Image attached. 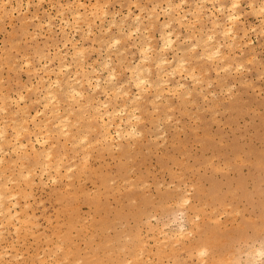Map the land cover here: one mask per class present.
I'll return each instance as SVG.
<instances>
[{"label":"rangeland","instance_id":"obj_1","mask_svg":"<svg viewBox=\"0 0 264 264\" xmlns=\"http://www.w3.org/2000/svg\"><path fill=\"white\" fill-rule=\"evenodd\" d=\"M76 1L12 0L9 2L10 5L6 4L7 6L5 5L2 8L3 4L0 0V109L4 107L0 110V121L3 122H0V129L4 127L7 132V142H2L8 152L4 154L5 167L9 165L13 167L12 178L18 184L24 182L19 172L21 170L26 171L27 167H31L30 169L34 167L33 171H35L32 174L37 182L33 185V197L27 200L24 197H19V201L21 207L30 205L34 208L40 224V233L33 227L29 229V226L28 232L25 231L24 226L16 235L13 227L12 230L9 229L10 235L5 231L3 239L0 240V252L9 254H5L0 259V264H38L41 260H44L45 264H125L126 260H129L128 264H156L162 254V263L165 262L164 264H212L213 262V264H264V12L261 14L256 10L258 6H264V0H237L238 5H240L234 9V12H232V8V10L230 9V5L235 0H209L202 11H192L194 6L196 8L199 5V0H186V4H182L183 1L181 0H170L174 6L178 4L176 2H181L183 10L180 9V11H182V15H185L182 25H179L175 20L178 17L176 11L167 10V5L164 2H169V0H78L79 5L75 7ZM27 2H29V5ZM81 2L83 7L80 6ZM17 3L19 5H16ZM101 6L103 10L108 8V14L105 18L101 17L99 12ZM154 6L158 8L155 9ZM220 6H223L224 9ZM149 8H152V10L154 8V13ZM89 10L94 11L92 16H90L91 12ZM255 10L259 15L256 14ZM59 11L64 12V14L61 15ZM77 11L80 14L83 12L81 14L83 20L76 19L77 24H80V26L74 25L76 22H73ZM139 12H142V16L139 15V32L143 29L145 32L144 30L142 33L128 32L130 35L128 37L126 34L128 28V31L132 27L137 29L138 23L135 22L134 16ZM234 13L238 14L236 15L238 18L236 19L234 16L235 19H233L234 24H236L234 25L236 37L232 38L231 35H222L223 31L221 30L224 29L222 27L224 25L228 28L227 26L231 21L229 22L226 18ZM110 14H115V16ZM148 14L150 18L147 17ZM170 14H172L173 20L170 23V28H166L161 22L166 24L167 19L169 21ZM227 14L230 15L227 16ZM36 15H38L37 18L34 17ZM49 15L53 25L51 29L46 24L38 25L39 17L41 21H44ZM100 18L103 19L99 22ZM108 19L110 24L107 22ZM88 20H91L89 24L87 23ZM215 20L218 22L217 26L214 24ZM101 21L103 22L101 23ZM111 21L115 24L112 25ZM116 22H118L117 25ZM131 23L132 26L130 27ZM151 23L150 27L149 24ZM118 24L123 27L124 31H121L122 27ZM89 25L91 28H89ZM67 26H70V29ZM195 26L196 30L194 32L193 28ZM107 28L108 30H106ZM117 28H120V30ZM167 29L168 31L173 30L172 36H175V41L173 46L166 48L165 51L160 49L162 47L160 34L162 36V33L167 32ZM243 33H246L244 37ZM64 36H70L71 42L75 43L76 46L78 45L79 49L84 48L81 50L85 51V54L83 53L86 62L84 66L89 71H85V73H88L87 75L93 79L100 76L101 84H104H102V87L94 90L92 86L96 84L97 80L91 79L93 84L89 86L86 83L87 81L83 79L82 70L77 67L81 60L80 56L78 55V57V53L76 54L75 51L72 52V46H63ZM111 36H113V39L114 37L122 39L124 36V39L119 43L121 45H110L109 43L113 44L110 40L112 39ZM151 36L152 38H150ZM205 36L208 40L214 37V40L218 43L215 41L209 43L210 40L207 41ZM102 37L105 41L108 38V41L101 42L104 41ZM140 37L143 40L140 41ZM138 41L139 43L135 44ZM228 42L233 44H231L230 49V46L227 47ZM146 43L153 44L154 48L149 54L152 60L145 63L138 59L142 57V54L138 52H140V46H144ZM219 43H221V57L224 58L212 57L211 59L209 57L208 59V56L202 50L207 49L205 46L208 45V48H212V52H214ZM237 43L239 44L237 45ZM107 44L111 48L107 47ZM191 45L193 48L196 45L195 49H192ZM115 47L122 52L115 51ZM179 48H181V51L186 49L189 52L184 50L181 53V51H178ZM56 49L62 51V54H65L62 56H65L67 62L71 64V75L74 77L72 73L78 71L77 76L82 77L81 80H84L81 90L86 98L78 99L76 97L78 100H70L63 95L64 91L62 90L57 92L60 100L58 102L59 106L55 103L50 107H45V104L43 106L45 95L42 94H45L43 93L45 91L44 86L47 84L46 79L48 78L42 68L45 62L49 61V64L52 65L51 68L57 69L58 60L54 56L58 52ZM157 49H160V51H157ZM223 53L224 56H222ZM71 55H75V57ZM159 55H164L166 59L168 58V61H171L170 65V62H168L165 69L160 70V74L165 72L166 76L164 73L163 76L161 74V77L160 74H157L159 69L154 65L153 58L155 56V59H157ZM105 56H110V60H108L109 58L106 59ZM253 56L256 58H253ZM41 57L44 59L40 60ZM177 58L185 61V68L179 67L183 73L180 72L179 68V71L174 70L176 69L174 65H177L174 64L175 61H179ZM105 59L110 62L111 66H108V68L112 67L115 72V79L113 78V80L109 79L111 69H108L106 64L105 67L102 65V62L106 61ZM137 59L139 63H137ZM25 60L30 62V67L26 65ZM75 62L77 64H74ZM88 63L90 64L88 65ZM134 64L150 65V73L143 72V75L151 81V85L146 84V87L145 85L142 87V91L145 90L144 93L142 91L140 93L138 88L133 85L134 82L130 81L132 79L129 75L131 74L130 69L133 68ZM190 66L194 68V71H190L193 69ZM222 67L225 69L222 70ZM236 67L237 69L234 70ZM93 69L96 71L94 72ZM107 70L110 73H107ZM186 72H188L189 77ZM116 74L119 77H116ZM190 75L193 78H190ZM106 77L108 79H104ZM199 80L201 82L198 83ZM163 81L168 82L170 86L162 87ZM121 83L124 84L120 86ZM157 83H160L158 90L154 86L158 85ZM112 84L120 88V90H117L120 93L123 90L127 93L129 90L128 94L121 93V96H116L117 91H111L116 89ZM176 85L177 87H175ZM105 88L107 90H104ZM55 89L58 90L56 87ZM154 90H156L155 93ZM2 93L5 96H2ZM21 94L24 96L27 105L17 100ZM139 94H141V98L140 101L138 100L137 105L136 102L132 103L131 100L128 103L129 98L132 99V96ZM127 95L128 97H125ZM86 99L91 100V102L87 104ZM150 100L153 102L150 103ZM157 102L160 103L156 104ZM18 103L21 104L23 109L27 107L28 109L25 111H29L31 115L34 114L35 116L38 113L36 123L47 122L49 117L50 123L44 122L47 127L44 129L41 126L43 135L39 133L40 129L36 130L34 128L31 121L28 122V128L22 131L26 127V123L24 121L23 124V109ZM96 103L97 106L103 103L98 113L102 114L106 110H116V123H119L120 120L125 122L131 114L133 118H139L134 121L131 117V123L136 124L137 122V128L141 131V134H139L141 139L138 138L139 135H136L135 138L126 135L119 137L116 126L113 124V128L109 127L107 130V133L113 136L110 138L108 135L106 142L103 139L106 136V131L105 133L103 131L105 127L100 120V114L96 112L97 115L93 117L98 108ZM123 104L126 108L123 107L122 110ZM133 106H136L137 109ZM75 107L78 108L75 109ZM95 107L97 108L95 109ZM132 107L135 110H133L134 112L131 111ZM53 108L57 110L50 116L49 112ZM155 109L157 111L154 112ZM57 114L69 117L68 123L66 122L70 130L69 135L61 134L56 128L58 125H56L55 120L59 117ZM119 114L120 120L118 118ZM80 117L83 118V121ZM89 118H91L90 122H88ZM107 119L105 118L106 122H108ZM71 120L75 123L70 126ZM18 121L22 123V126H20L22 136L20 135L19 140L21 139L25 145L28 144L27 153L25 149H21L24 152L19 149L16 152L13 149L15 135L19 131L14 130L17 125L19 129L20 124ZM44 123L41 125H44ZM48 131L50 135L46 133ZM36 135H40L38 136L40 139L45 136L46 138H43L48 141L43 145L37 144ZM80 136L82 140L86 136L87 141H82ZM26 141H30V143ZM65 143L66 145H64ZM86 143L90 145L87 146ZM112 145L116 148V152L114 147L111 148ZM32 146H34V150L31 148ZM49 147L53 153L51 158L53 160L49 172H46V175H41V167L37 163L39 160L42 163H47L48 160L45 159V154L47 153L46 149ZM11 149H13V152ZM22 162L25 164L21 167ZM59 162L61 164V175L56 174L55 171ZM10 173L7 171L6 176H9ZM52 176L58 177L56 183L51 180ZM39 178H42L41 183ZM130 185L134 187L131 188ZM182 195L189 198L190 202L183 207L176 206L175 201ZM168 202L173 203L169 204ZM159 209L161 210L159 211ZM212 209L216 210L212 211ZM181 210L183 214L179 212ZM77 217L79 220L76 219ZM114 220L116 221L114 222ZM18 224L20 223L15 221V225L18 226ZM85 225L89 227L84 228ZM181 227V231L186 229V233H184L183 242L176 246L179 247L178 256L173 259L170 254L171 247L168 249V245H170L171 240L175 239L174 235L181 232ZM59 231L63 234L60 235ZM171 235L172 239L169 242L166 241L167 239L166 242L163 241L165 237L169 238ZM140 237L142 238L140 239ZM85 238L86 240H84ZM63 239L64 241H62ZM58 240L61 242H57ZM125 240L128 242L125 243ZM157 240L163 242L160 243ZM137 246L141 250L137 249ZM258 247L262 249V253L249 258L248 253H252ZM135 249L137 250L135 251ZM151 249L152 252L149 251ZM198 249H201V251H198ZM135 253L141 254L140 257L144 259L148 258V261L145 260L144 262L141 259L142 263H137L132 259ZM53 254L58 258L56 259ZM164 258H168V260L166 261Z\"/></svg>","mask_w":264,"mask_h":264},{"label":"bare ground","instance_id":"obj_2","mask_svg":"<svg viewBox=\"0 0 264 264\" xmlns=\"http://www.w3.org/2000/svg\"><path fill=\"white\" fill-rule=\"evenodd\" d=\"M12 0H1V4H3L2 5V8L7 4H9L10 5V3L9 2H11ZM23 1V0H22ZM80 1V0H79ZM97 1V0H96ZM136 1V0H135ZM181 1H183L182 2V4H186L187 3V1L186 0H181ZM196 1V0H195ZM207 1H209V0H199V5H197L196 6V8H195V6H194V8L192 9V11L194 10H196V11H202V9H204L205 7H206V3H207ZM211 1V0H210ZM215 1V0H214ZM218 1V0H217ZM15 2H17V1H15ZM26 2V1H25ZM83 2V1H82ZM82 2L80 3V6L82 5ZM164 2V1H163ZM21 3V2H20ZM39 3V2H38ZM75 3V2H74ZM76 3H78V4H76ZM76 3H75V7L77 6V5H79V2H78V0L76 1ZM134 3H136V2H134ZM133 3V4H134ZM164 3H166V7H167V10H170L171 12H174V11H176V16L178 15V17L175 19V20H177V22H178V24L179 25H182L183 23H182V21H183V19L185 18V15H182L183 13H182V11H180V9L181 10H183V8L181 7V2H176V3H178V4H176V3H174V4H176L175 6L174 5H172L171 4V2H170V0H169V2H164ZM167 3H169V4H167ZM180 3V4H179ZM232 4L230 5L231 7H230V9L232 10V12H234V9L235 8H237V6H239L238 5V1L237 0H235L234 2H231ZM22 4V3H21ZM27 4L29 5V2H27ZM95 4H97L96 2H95ZM132 4V5H133ZM252 4V3H251ZM6 5V6H7ZM16 5H19V3H17ZM69 5V4H68ZM84 5H85V3H84ZM93 5V4H92ZM118 5H120V4H118ZM130 5V4H129ZM195 5H196V3H195ZM260 5V4H259ZM97 6H98V4H97ZM134 6H136V5H134ZM81 7H83V6H81ZM220 7H222L223 8V6H220ZM252 7V6H251ZM255 7V6H254ZM253 7V9H255ZM103 8H105V7H103ZM107 8V7H106ZM154 8L156 9V8H158L157 6L155 7L154 6ZM154 8H153V10H154ZM6 9V8H5ZM4 9V10H5ZM94 9V8H93ZM108 9V8H107ZM107 9L105 10H103L102 9V6H101V11H99L100 13H101V17H103V18H105L106 16H107ZM141 9V8H140ZM139 9V10H140ZM149 9H151L150 11H153L152 10V8H149ZM224 9V8H223ZM91 10V9H90ZM89 10V11H90ZM142 10H143V7H142ZM256 10H258V12H260L261 14L264 12V6L262 5H260V6H258V9H256ZM255 10V12H256V14L257 15H259V13L257 12ZM3 11V10H2ZM21 11V10H20ZM88 11V10H87ZM130 11V10H129ZM129 11H127V12H129ZM149 11V10H148ZM164 11V10H163ZM162 11V12H163ZM186 11H187V9H186ZM220 11H221V9H220ZM252 11V10H251ZM60 12V11H59ZM91 12V11H90ZM92 12H94V11H92ZM92 12H91V15L90 16H92ZM126 12V13H127ZM131 12V11H130ZM223 12V11H222ZM231 12V13H232ZM1 13V12H0ZM83 13V12H82ZM81 13V14H82ZM153 13H154V11H153ZM152 13V14H153ZM168 13H170L169 11H168ZM37 14V13H36ZM57 14H58V12H57ZM60 14L62 15V14H64V12L63 13H61L60 12ZM80 14V12L79 11H77L76 12V14H75V16H74V19H75V21H73V22H76V23H74V25L75 24H77V20L78 19H82L83 17H82V15ZM142 14V12L140 13L139 12V14H135V22H137L138 24H137V29H136V27H132V29H135V30H130V31H128L129 30V28L127 29V35H128V37H130V35L128 34V32H130V33H132L133 31L134 32H139V30H140V28H138L139 27V23H140V16L139 15H141ZM150 14H151V12H150ZM165 14H167L166 12H165ZM260 14V15H261ZM74 15V14H73ZM88 15V14H87ZM86 15V16H87ZM110 15H114L115 16V14H110ZM117 15V14H116ZM128 15H129V13H128ZM137 15V16H136ZM162 15V14H161ZM228 15H230V14H227V16ZM236 15H238V14H236V13H234V14H231V16L229 17L228 16V18H226V19H228L229 20V22H230V24H229V26H227L228 28H226V26L224 27V26H222L223 28V30H221V31H223V33H221L222 35H226V36H228V35H231V36H233L232 38H235L236 37V32H235V28H234V25H236V24H234V21H233V19H235V17H236V19L238 18ZM3 16V15H2ZM37 16L38 15H36V16H34V17H36L37 18ZM56 16V15H55ZM99 16V15H98ZM97 16V18H99ZM126 16H127V14H126ZM142 16V15H141ZM150 15L148 14L147 15V17H149ZM235 16V17H234ZM33 17V18H34ZM48 17V16H47ZM46 17V18H47ZM70 17H72L73 18V16L72 15H70ZM88 17V16H87ZM109 17V16H108ZM133 17V18H134ZM202 17V16H201ZM239 17H241V16H239ZM40 18V17H39ZM38 18V25H40V26H42V24H46L47 25V27H49L50 29H51V27L53 26L52 25V19H51V17H50V15H49V17L46 19V20H44V21H41V19H39ZM97 18H95V19H97ZM103 18H100L99 19V22H100V20L101 19H103ZM110 18H111V16H110ZM115 18V17H114ZM126 18V17H125ZM124 18V19H125ZM132 18V19H133ZM150 18V17H149ZM148 18V19H149ZM2 19V18H1ZM29 19V18H28ZM62 19V18H61ZM73 19V20H74ZM77 19V20H76ZM166 19V18H165ZM195 19V18H194ZM83 20V19H82ZM114 20V19H113ZM123 20V19H122ZM173 19H172V14H170L169 15V21H168V19H167V23L166 24H163V22H161L162 23V25L164 26V27H166V28H170V23H171V21H172ZM197 20V19H196ZM62 21V20H61ZM60 21V22H61ZM91 22V20H88L87 21V23L89 24L90 22ZM115 21V20H114ZM151 21H152V19H151ZM150 21V22H151ZM163 21V20H162ZM165 21V20H164ZM190 21V20H189ZM188 21V22H189ZM214 21V20H213ZM217 20H215V22H214V24H215V26H217L218 25V22H216ZM80 22V21H79ZM86 22V21H85ZM95 22V21H94ZM103 21H101V23H102ZM107 22L110 24V21H109V19L107 20ZM113 21H111V24L113 25V24H115V22L114 23H112ZM123 22H124V20H123ZM122 22V23H123ZM176 22V21H175ZM176 22V23H177ZM66 23H68V21H66ZM65 23V24H66ZM101 23H100V25H101ZM117 23L118 22H116V25H117ZM134 23V22H133ZM186 23H187V21H186ZM190 23V22H189ZM86 24V23H85ZM87 24V25H88ZM108 24V25H109ZM188 24V23H187ZM191 24V23H190ZM193 24V23H192ZM214 24H212L213 26H214ZM220 24V23H219ZM66 25H68V24H66ZM78 26H80V24H77ZM76 25V26H77ZM111 25V26H112ZM119 26H121L120 24H118ZM128 25V24H127ZM134 25V24H133ZM150 25H152V23L151 24H149V26ZM194 25V24H193ZM196 25V24H195ZM44 26V25H43ZM64 26V25H63ZM72 26V25H71ZM110 26V27H111ZM132 26V23H131V25H130V27ZM192 26V25H191ZM62 27V26H61ZM68 27V26H67ZM73 27V26H72ZM87 27V26H86ZM104 27V26H103ZM122 27V26H121ZM129 27V26H128ZM151 27V26H150ZM255 27V26H254ZM69 29H70V26L68 27ZM89 28H91L90 27V25H89ZM161 28H162V26H161ZM187 28V27H186ZM200 28V27H199ZM73 29H74V27H73ZM118 30H120V28H117ZM122 30L121 31H124L123 30V27L121 28ZM147 29V28H146ZM165 29V28H164ZM214 29V28H213ZM253 29V28H252ZM75 30V29H74ZM77 30V29H76ZM106 30H108V28L106 29ZM144 30V29H143ZM143 30H141L140 32L142 33V31ZM194 30H196V26H195V28H193V31ZM200 30V29H199ZM101 31V30H100ZM117 31V30H116ZM121 31H119V32H121ZM149 31V30H148ZM147 31V32H148ZM173 31V30H172ZM172 31H168V29H167V32H163L162 34V36H161V34H160V39H162V40H160V41H162V43H160L161 45H162V47L160 48V49H163V50H165L166 48H170V47H172L173 46V44H174V39H175V36H172ZM192 31V32H193ZM247 30L245 29V32H246ZM50 32V31H49ZM84 32V31H83ZM87 32H90V31H87ZM139 32V33H140ZM144 32H145V30H144ZM195 32V31H194ZM197 32V31H196ZM47 33V32H46ZM64 33V32H63ZM106 33H107V31H106ZM200 33H202L201 31H200ZM61 34V33H60ZM118 34V33H117ZM133 34H135V33H133ZM148 34V33H147ZM194 34V33H193ZM197 34V33H196ZM211 34V33H210ZM210 34H209V36H210ZM244 34H246V33H243V37H244ZM149 35V34H148ZM151 35V34H150ZM177 35H178V33H177ZM212 35V34H211ZM214 35V34H213ZM195 36V35H194ZM209 36H208V38H209ZM215 36V35H214ZM70 37V36H69ZM69 37H67V36H64V40H65V42H64V45L63 46H72V52L73 51H75L76 52V54H77V56L79 55L80 56V61H79V63L77 64L76 62L74 63V64H77V67H79L81 70H82V77H83V79L85 80V81H87L86 83H88V85L89 86H91L93 83L91 82V79H93V78H91L90 76H88L86 73H85V71H88L86 68H85V58H84V54H85V51L83 52V51H81V50H83L81 47V49H79V47H77L76 46V44L75 43H72L71 42V38H69ZM89 37V36H88ZM112 37V39H113V36H111ZM126 37V36H125ZM136 37V36H135ZM134 37V38H135ZM138 37V36H137ZM146 37V39H148L147 38V36H145ZM206 37V36H205ZM205 37H204V39H205ZM73 38V37H72ZM103 38V37H102ZM110 38V37H109ZM150 38H152V36L150 37ZM149 38V40H151ZM71 39V40H70ZM108 39V38H107ZM106 39V41H108ZM112 39H110L111 41H112V43L113 44H111V43H109L110 45H115V46H118L119 45V43H120V41H122L123 39H124V36H123V38L121 39H118V38H115L114 37V41L112 40ZM141 37H140V41H141ZM188 39V38H187ZM190 39V38H189ZM228 39H229V37H228ZM231 39V38H230ZM100 40H101V38H100ZM103 40H104V38H103ZM138 40H139V38H138ZM143 40V39H142ZM148 40V41H149ZM182 40V39H181ZM199 40V39H198ZM203 40V39H202ZM206 40L207 41H209L208 39H207V37H206ZM105 40L104 41H101V42H106ZM183 41V40H182ZM188 41H190V40H188ZM215 40H214V37H211V40L209 41V43L210 42H214ZM218 41V40H217ZM94 42V41H93ZM144 42V41H143ZM150 42V41H149ZM199 42H200V40H199ZM202 42V41H201ZM216 42V41H215ZM231 42H232V40H231ZM52 43V42H51ZM108 43V42H107ZM139 43V41L137 42V43H135V44H138ZM145 43V42H144ZM151 43H152V41H151ZM198 43V42H197ZM204 43H206V41H204ZM216 43H218V42H216ZM240 43V42H239ZM239 43H237V45L239 44ZM19 44V43H18ZM207 44H208V42H207ZM228 44H229V42H228ZM232 43H230L227 47H229V49L231 48V46L233 45H231ZM247 44V43H246ZM245 44V45H246ZM105 45H106V43H105ZM108 45V44H107ZM121 45V44H120ZM119 45V46H120ZM153 44H150V43H146L144 46H140L141 48H140V52H138V53H141L142 54V57L141 56H139V57H141V58H138L140 61H142V62H148V61H151L152 59H151V56L149 55L150 53H151V51H153V46H152ZM160 45V46H161ZM210 45V44H209ZM225 45V44H224ZM227 45V44H226ZM225 45V46H226ZM244 45V44H243ZM46 46H48V45H46ZM192 46V45H191ZM217 48H216V51L214 50V52H212V48L211 49H209L208 48V45L207 46H205V47H207V49H203L202 51L204 52V54H206L207 56H208V59H209V57H211V59H212V57H221V53H222V51H221V43H219V44H217ZM107 47H110L109 45L107 46ZM136 47V46H135ZM195 47H196V45L194 46V48H193V46H192V49H195ZM19 48V47H18ZM111 48V47H110ZM117 47H115V49H116ZM241 48V47H240ZM239 48V49H240ZM17 49V48H16ZM59 49V48H58ZM58 49H56L57 51V53L54 55L55 57H56V59L58 60V67H56L57 69H53V68H51L52 67V65L51 64H49L50 62L49 61H44L45 62V65H43V68H42V70H44V74H46L47 76V78L48 79H46L47 80V84L44 86L45 87V91L43 92V93H45V94H42V95H45L44 97H43V100H45L44 101V103H43V106H44V104H45V107H50V105H53V104H55V103H57L56 105L57 106H59V97H58V95H57V92L58 91H64L63 92V95H65L68 99H70V100H74V99H76V97L78 98V99H85L86 97H85V95H84V93H83V91L81 90V86H82V84H84L83 83V81L84 80H81V78H79L78 76H77V74H78V71H74L72 74H74V77L71 75V72H72V68H71V64H69L68 62H67V59L65 58V56H62L63 54H62V51H59ZM78 49V50H77ZM101 49V48H100ZM105 49H107V48H105ZM109 49V48H108ZM107 49V50H108ZM125 49V48H124ZM124 49H122V50H124ZM160 49L158 50L157 49V51H160ZM172 49V48H171ZM189 50L191 49V47L190 48H188ZM201 49V48H200ZM97 50V49H96ZM110 50V49H109ZM184 50H186V49H183V51ZM189 50L187 51V52H189ZM115 51H118L117 49L115 50ZM166 51V50H165ZM179 52L181 51V48H179V50H178ZM183 51H181V53L183 52ZM75 52H74V54H75ZM105 52H107V51H105ZM119 53H121L122 51H118ZM123 52H125V51H123ZM191 52H193V51H191ZM46 53V52H45ZM55 53V52H54ZM84 53V54H83ZM112 53V52H111ZM162 53V52H161ZM202 53V52H201ZM200 53V54H201ZM66 54H67V52H66ZM73 54V53H72ZM107 54H108V52H107ZM177 54V53H176ZM65 55V54H64ZM68 55V54H67ZM155 55V54H154ZM225 54L223 53L222 54V56H224ZM5 56V55H4ZM69 56V55H68ZM71 56H73V57H75V55H71ZM78 56V57H79ZM188 56H189V54H188ZM205 56V55H204ZM28 57V56H27ZM38 57V56H37ZM40 57V56H39ZM82 57V58H81ZM255 56H253V58H254ZM52 58V57H51ZM105 58L107 59V58H109L108 60H110V56H105ZM200 58V57H199ZM207 58V57H206ZM222 58H224V57H221V59ZM256 58V57H255ZM28 59V58H27ZM40 60L42 59H44V58H39ZM102 59H104V58H102ZM105 59V60H106ZM137 59V63H139V60ZM251 59H252V57H251ZM251 59H248V60H251ZM47 60V59H46ZM177 60H179L178 58H177ZM213 60H215L214 58H213ZM26 61V65L28 66V67H30V62L29 61H27V60H25ZM75 61H77V60H75ZM96 61V60H95ZM103 61V60H102ZM101 61V62H102ZM121 61H122V59H121ZM153 61H155L154 62V65H156L157 66V68L159 69V73H157L158 75L160 74V70L161 69H165V66L168 64V62H170L169 63V65L171 64V61H168V58L166 59L165 57H164V55H162V56H160L159 55V57H157V59H155V56H154V58H153ZM57 62V61H56ZM73 62H74V60H73ZM105 62V63H104ZM104 62H102L103 64V66L105 65L107 68H108V66H111L110 65V62L108 61L107 62V60L106 61H104ZM107 62V63H106ZM141 62V63H142ZM135 63V62H134ZM184 63H185V61L184 60H179L178 62L177 61H175V63L174 64H177V65H174V67L176 68V69H174L175 71L176 70H178V68L180 67H182V68H185V66H184ZM90 63H88V65H89ZM143 64V63H142ZM101 65V66H102ZM136 65V66H135ZM21 66V65H20ZM57 66V65H56ZM92 66H93V64H92ZM104 66V67H105ZM113 66V65H112ZM187 66V65H186ZM227 66H229L228 64H227ZM98 67V66H97ZM99 67H100V65H99ZM173 67V68H174ZM191 67V66H190ZM226 67V66H225ZM240 67H242V66H240ZM239 67V68H240ZM10 68V67H9ZM90 68H91V65H90ZM100 68H102V67H100ZM128 69L130 68V67H127ZM180 68H179V70H180ZM191 68H193V67H191ZM223 68L224 67H222V70H223ZM243 68V67H242ZM22 69V68H21ZM108 69H111V73L110 72H108V70H107V73H110L109 74V76H110V78H109V76H107L109 79H111V80H113V78L115 77V72H114V70H113V68L112 67H110V68H108ZM170 69V68H169ZM168 69V70H169ZM172 69V68H171ZM225 69V68H224ZM228 69V68H227ZM237 69V67L234 69V70H236ZM76 70V69H75ZM91 70V69H90ZM102 70V69H101ZM104 70V69H103ZM127 70V69H126ZM150 65H148V64H144L143 66L142 65H139V64H134V66H133V68H131L130 69V71H128V72H130L131 74H129L131 77H132V79L130 80V81H133L134 83H133V85H135V87H137L138 88V91L141 93V91H142V87L145 85V87H146V84H149V85H151V81H150V79H148L145 75H143L144 73V71H145V73H150ZM173 70V69H172ZM178 70V71H179ZM194 71V68L193 69H191L190 71ZM29 71V70H28ZM93 71L95 72L96 70H94L93 69ZM105 71V70H104ZM113 71V72H112ZM147 71V72H146ZM157 71V70H156ZM205 71V70H204ZM89 72V71H88ZM167 72V71H166ZM180 72H182L181 70H180ZM208 72V71H207ZM214 72H215V70H214ZM217 72V71H216ZM117 73V72H116ZM164 74H165V72H163ZM163 73H161L162 74V76L164 75ZM173 73V72H172ZM171 73V74H172ZM177 73H179V72H177ZM183 73V72H182ZM191 73V72H190ZM204 73V72H203ZM203 73H201V75H203ZM118 74H119V72H118ZM156 74V75H157ZM161 74H160V77H161ZM170 74V73H169ZM186 74H187V76L189 77V74H188V72H186ZM98 75V74H97ZM108 75V74H107ZM117 75V74H116ZM149 75V74H148ZM200 75V76H201ZM129 76V77H130ZM165 76H166V74H165ZM170 76V75H169ZM172 76V75H171ZM192 75H190V78H193V76L191 77ZM195 76V75H194ZM73 77V78H72ZM97 78H94V79H96L95 81H96V84L95 85H93L92 87H94L93 89L95 90V89H97V88H100V87H102V84H101V80L99 79V77L98 76H96ZM104 78V79H108V78ZM116 77H119V75H117ZM130 77V78H131ZM203 78V77H202ZM41 79H43V78H41ZM93 79V80H94ZM102 79V78H101ZM103 79V80H104ZM115 79V78H114ZM165 79V78H164ZM218 79V78H217ZM92 80V81H93ZM102 80V82H104ZM110 80V81H111ZM78 81V82H77ZM108 81V80H107ZM115 81V80H114ZM113 81V82H114ZM159 81V80H158ZM43 82V81H42ZM44 82H45V80H44ZM94 82V81H93ZM106 82V81H105ZM109 82V81H108ZM127 82V81H126ZM197 82V81H196ZM199 82H201L200 80L198 81V83ZM31 84H32V82H31ZM122 84H124V83H121V85L120 86H122ZM156 84V83H155ZM158 84V83H157ZM193 84H195V83H193ZM247 84V83H246ZM104 85V84H103ZM127 85V84H126ZM181 85V84H180ZM183 85V84H182ZM42 86V87H43ZM80 86V87H79ZM112 86H113V84H112ZM155 86V89L156 90H158V86L160 87V83L158 84V85H154ZM153 86V87H154ZM161 86L162 87H164V86H170L169 84H168V82H162V84H161ZM185 86V85H184ZM29 87V86H28ZM55 87L56 88H58V90H56L55 89ZM106 87V86H105ZM113 87H115V86H113ZM148 87H150V86H148ZM147 87V88H148ZM152 87V88H153ZM175 87H177V85L175 86ZM181 87H183V86H181ZM33 88V87H32ZM41 88V87H40ZM116 89H114V90H111L112 92L114 91H117L118 89L120 90V88H118V87H115ZM146 88V89H147ZM171 88V87H170ZM174 88V87H173ZM179 88V87H178ZM187 88V87H186ZM231 88V87H230ZM30 89H31V87H30ZM92 89V90H93ZM102 89V88H101ZM113 89V88H112ZM145 89V88H144ZM164 89V88H163ZM172 89V88H171ZM200 89H202V88H200ZM229 89V88H228ZM104 90H107L106 88L104 89ZM122 90H123V87H122ZM156 90H154V93H155V91ZM169 90V89H168ZM175 90H176V88H175ZM189 90V89H188ZM227 90V89H226ZM22 91V90H21ZM21 91H20V93H21ZM90 91V90H89ZM110 91V90H109ZM125 90H123V92H121V93H125L124 92ZM129 91V90H128ZM128 91H127V93H125V95L126 94H128ZM137 90H136V92H138ZM145 91V90H144ZM144 91H142L143 93H144ZM161 91V90H160ZM194 91H196V90H194ZM104 92H106V91H104ZM108 92V91H107ZM138 92V93H139ZM165 92V91H164ZM172 92V91H171ZM175 92V91H174ZM174 92L172 93L173 95H174ZM199 92H201L200 90H199ZM1 93V92H0ZM117 93L118 94H116V96H121V93L119 92V91H117ZM119 93H120V95H119ZM188 93V92H187ZM189 93H190V91H189ZM188 93V94H189ZM112 94V93H111ZM115 94H114V96H115ZM188 94H187V96H188ZM200 94V93H199ZM108 95V94H107ZM2 96H5L3 93H2ZM109 96V95H108ZM111 96V95H110ZM113 96V95H112ZM115 96V97H116ZM186 96V95H185ZM107 97V96H106ZM125 97H128V95L127 96H125ZM133 98L132 99H130L129 98V101H128V103L130 102V100H131V102L133 103V102H136L135 104L137 105V103H138V100L140 101V98H141V94H139V95H137V96H132ZM154 97V96H153ZM160 97V96H159ZM42 98V97H41ZM157 98V97H156ZM205 98V97H204ZM12 99V98H11ZM78 99H76V100H78ZM153 99V98H152ZM151 99V100H152ZM206 99V98H205ZM204 99V100H205ZM19 102H22V103H24L25 104V98H24V96L21 94V95H19V97H18V99H17ZM34 100H35V98H34ZM33 100V101H34ZM37 100V99H36ZM41 100V99H40ZM97 100H98V98H97ZM151 100H150V103H152L151 102ZM7 102V101H6ZM37 102H38V100H37ZM74 102V101H73ZM86 102H87V104H89L90 102H91V100H89V99H86ZM94 102V101H93ZM96 102V101H95ZM183 102V101H182ZM13 103V102H12ZM15 103V102H14ZM126 103V102H125ZM131 103V104H132ZM141 103V102H140ZM158 103H160V102H157L156 104H158ZM70 104V103H69ZM84 104V103H83ZM130 104V105H131ZM4 105V104H3ZM15 105V104H14ZM18 105L22 108V106H21V104L20 103H18ZM25 105H27V104H25ZM42 105V104H41ZM82 105V104H81ZM81 105H79V106H81ZM106 105V104H105ZM129 105V106H130ZM133 105V104H132ZM19 106H16L17 108L19 107ZM24 106V105H23ZM42 106V107H43ZM55 106V105H54ZM96 106H97V103H96ZM101 106H103V103H102V105H98L97 107H95V109L97 108V110L95 111V113L93 114V117L94 116H96L97 114H96V112L98 113L99 112V108L101 107ZM125 106V104H123V106H122V110H123V107ZM128 106V107H129ZM19 107V108H20ZM24 107H26V106H24ZM84 107V106H83ZM82 107V108H83ZM87 107V106H86ZM104 107H107V106H104ZM135 109H137V107L136 106H133ZM132 107V108H133ZM9 108V107H8ZM20 108V109H21ZM58 108V107H57ZM78 108V107H77ZM76 107H75V109H77ZM120 108H121V106H120ZM124 108H126V107H124ZM130 108V107H129ZM128 108V109H129ZM134 108L131 110V111H133L134 110ZM1 109H4V107L3 108H1ZM0 109V110H1ZM23 109V108H22ZM28 108L26 107V109L24 108L23 109V118L22 117H20V118H22L23 119V124H24V121H25V123H26V127H24L23 129L22 128H20V126H22L21 124L22 123H20L19 121V129L17 128V122H16V128L14 129V130H19V131H17L18 133L15 135V140H14V143H13V149H14V151L16 150V152H18L17 151V149H19V150H21V149H25L26 151V153H27V146H28V144L27 145H25V143L24 142H22L21 141V139L19 140V138H20V135H21V133L20 132H22L24 129H27L28 128V122L29 121H31L33 124H34V128H36V130L37 129H40V132L39 133H41L42 134V131H41V126H43L44 127V129H45V127H47L46 125H45V123L44 122H46V121H44L43 123H44V125H41V124H43V123H36V118H38L37 117V114L34 116V114L33 115H31V113L29 112V111H25V110H27ZM41 109V108H40ZM79 109H81V107H79ZM84 109H85V107H84ZM101 109V108H100ZM113 109V108H112ZM128 109H126L127 111H128ZM15 110H16V108H15ZM55 110H57V109H52L51 110V112H49V115L51 116V115H53L54 114V111ZM64 110V109H63ZM91 110V109H90ZM119 110H121V109H119ZM152 110V109H151ZM3 111V110H2ZM6 111V110H5ZM19 111V110H18ZM93 111H94V108H93ZM135 111V110H134ZM133 111V112H134ZM138 111V110H137ZM155 111H157L156 109L154 110V112ZM4 112V111H3ZM7 112H8V110H7ZM74 112V111H73ZM115 112H117L116 110H113V111H110V110H106L105 111V113H98V114H100V120L104 123L103 124V126L105 127L104 129L105 130H103L104 131V133H105V131H106V136H104L105 138H103V139H105V141L108 139V135H109V133H107L108 131V129H109V127H111V128H113L112 127V125L114 124L116 127V129H117V133H118V136L119 137H124L123 135H126L127 137H137L136 135H139V134H141V131H139V129L137 128L138 127V124H137V122H136V124L134 123H131V117L133 116L131 113V116H129V117H125L126 118V121L124 122L123 120H120L121 118H120V114H119V116H118V118H119V120H120V122L119 123H116L115 122ZM122 112H124V111H122ZM15 113H17V112H15ZM40 113H42V112H40ZM57 113H61V112H57ZM66 113H68V112H66ZM128 113V112H127ZM138 113H139V111H138ZM2 114V113H1ZM11 114V113H10ZM13 114V113H12ZM19 114H20V111H19ZM70 114V113H69ZM72 114V113H71ZM85 114V113H84ZM3 115V114H2ZM5 115V114H4ZM61 115V114H60ZM66 115V114H65ZM142 115V114H141ZM140 115V116H141ZM15 116V115H14ZM21 116V115H20ZM48 116V115H47ZM57 116H59L58 114H57ZM124 116H126V115H124ZM134 116H136V115H134ZM139 116V115H138ZM139 116V117H140ZM159 117V116H158ZM166 117V116H165ZM80 118H82V117H80ZM86 118V117H85ZM97 118V117H96ZM105 118H108L107 120H108V122H106V120H105ZM124 118V119H125ZM133 118V117H132ZM167 118V117H166ZM40 119V118H39ZM88 119V118H87ZM117 119V118H116ZM134 119V121H135V119H139V118H136V117H134L133 118ZM3 120V119H2ZM43 120V119H42ZM47 120V119H46ZM69 120V117H67V115L66 116H59V117H57L56 118V125H58L56 128L60 131V133L62 134H64V135H69L70 134V130H69V127L67 126V124H66V122ZM81 120V119H80ZM90 120H91V118H89V121L88 122H90ZM141 121H143L142 119H140ZM4 121V120H3ZM20 121H21V119H20ZM38 121V120H37ZM72 121V120H71ZM82 121H83V118H82ZM136 121H138V120H136ZM0 122H2V121H0ZM12 123H13V121H11ZM15 122V121H14ZM42 122V121H41ZM47 122H49V117H48V121ZM46 122V123H47ZM52 122V121H51ZM3 123V122H2ZM11 123V124H12ZM50 123V122H49ZM68 123V122H67ZM72 123H75L74 121H72L71 123H70V126H71V124ZM77 123V122H76ZM138 123H139V121H138ZM5 125V124H4ZM55 125V126H56ZM7 126H9V125H7ZM80 126H82V125H80ZM103 126H102V128H103ZM159 127H161V126H159ZM10 128V127H9ZM14 128V127H13ZM12 128V129H13ZM80 128V127H79ZM91 128V127H90ZM3 129V130H2ZM2 129H0L1 130V133H0V240H2L3 238V234L5 233V231H7L8 232V234H9V229H11L12 227L14 228V230H15V235H16V233H19L20 231H21V229L25 226V231L26 232H28V226H29V229H30V227H33V228H35L36 229V231H40V224H39V220L37 219V217H36V215H35V210H34V208L32 207V206H27L26 205V207H24V205L21 207L20 206V201H19V197H24V198H26V200L28 199V198H30L31 199V197H33V195H32V190H33V185H35V182H37V180L35 179V177H33V172L35 171H33V169H34V167L32 168V169H30L29 167H27V170L26 171H23V170H21L20 172H19V174H20V176L23 178V184H18V183H16L15 182V179L14 178H12V176H13V171L14 170H12V168L13 167H11L10 165L9 166H6L5 167V158H4V154L5 153H8L6 150H5V145H3V141L4 142H7L6 141V139H7V137H6V134H7V132H6V129L3 127ZM22 129V131H20ZM32 129H33V127H32ZM83 129V128H82ZM93 129H95V128H93ZM160 129V128H159ZM34 130V129H33ZM26 131V130H25ZM59 131H58V133H59ZM76 131V130H75ZM115 131V130H114ZM26 133V132H25ZM47 134H49V131L48 132H46ZM45 133V134H46ZM59 133V134H60ZM23 134V133H22ZM85 134V133H84ZM116 134V133H115ZM43 135V134H42ZM41 135V136H42ZM50 135V134H49ZM49 135H47V136H49ZM57 135V134H56ZM55 135V136H56ZM22 136V135H21ZM38 136H40V135H36V141H37V144L39 143V144H42L43 145V143H45L46 141H48V140H45V136H43V137H45V138H41L40 139V137H38ZM62 136V135H61ZM82 136V135H81ZM81 136H80V138H81ZM113 136V135H112ZM112 136H110L109 135V137L111 138ZM140 136L141 135H139V139H141L140 138ZM143 136V135H142ZM34 137V136H33ZM126 137V138H127ZM150 137H152V136H150ZM149 137V138H150ZM162 137V136H161ZM10 138V137H9ZM12 138V137H11ZM10 138V139H11ZM14 138V137H13ZM109 138V140H111ZM116 138V137H115ZM157 138V137H156ZM35 139V138H34ZM87 138H86V136L83 138V140H82V138H81V140L82 141H85ZM129 139V138H128ZM152 139V138H151ZM155 139V138H154ZM13 140V139H12ZM61 140V139H60ZM78 140V139H77ZM120 140V139H119ZM118 140V141H119ZM11 141V140H10ZM69 141V140H68ZM81 141V142H82ZM87 141V140H86ZM98 141H100V140H98ZM26 142H29L30 143V141H26ZM66 142V141H65ZM78 143H80L79 141H77ZM96 142H97V140H96ZM95 142V143H96ZM107 142V141H106ZM10 143V142H9ZM8 143V144H9ZM11 143H12V141H11ZM52 143V142H51ZM84 143V142H83ZM113 143H114V141H113ZM55 144V143H54ZM76 144V143H75ZM87 144V143H86ZM64 145H66V143L64 144ZM78 145V144H77ZM88 145H90V144H87V146ZM93 145H95L94 143H93ZM118 145H119V143H118ZM47 146V145H46ZM53 146H55V145H53ZM76 146V145H75ZM92 146V145H91ZM101 146V145H100ZM117 146V145H116ZM65 147V146H64ZM69 147V146H68ZM80 147V146H79ZM86 147V146H85ZM112 147H114L113 145L111 146V148ZM133 147H134V145H133ZM12 148V147H11ZM29 148V147H28ZM33 150H34V146H32L31 147ZM46 148V147H45ZM52 148V147H51ZM110 148V149H111ZM115 148V147H114ZM113 148V149H114ZM131 148V147H130ZM13 149H11V151L13 150ZM41 149H44V148H41ZM81 149V148H80ZM85 149V148H84ZM90 149V148H89ZM117 149H119V148H117ZM132 149V148H131ZM30 150V149H29ZM47 150V153L45 154V159L46 160H48L47 161V163L45 164L44 162L42 163V161L41 160H39V162L37 163V165H40V167H41V170L40 171H42V173H41V175H44L46 172H49L48 170L50 169V164H51V162H52V160H51V158H52V156H53V153H52V151H50V147L49 148H47L46 149ZM22 151V150H21ZM13 152V151H12ZM15 152V153H16ZM22 152H24V150L22 151ZM115 152H116V148H115ZM44 153V152H43ZM42 153V154H43ZM23 154V153H22ZM33 154V153H32ZM79 154V153H78ZM120 154V153H119ZM35 155V154H34ZM89 155V154H88ZM87 155V157L89 158V156ZM20 157V156H19ZM22 157V156H21ZM117 157V156H116ZM10 158V157H9ZM16 158V157H15ZM21 159V158H20ZM69 160V159H68ZM82 162V161H81ZM85 162V161H84ZM25 163H21V167L24 165ZM184 164V163H183ZM82 165H83V163H82ZM36 167V166H35ZM60 167H61V164H60V162L59 163H57V167H56V169H55V171H56V174H59V175H61V169H60ZM75 167V166H74ZM227 168V167H226ZM23 169V168H22ZM38 169H40V168H38ZM25 170V169H24ZM67 170V169H66ZM11 172L10 173V175L9 176H6V172ZM67 171H70L69 169L67 170ZM66 171V172H67ZM85 171V170H84ZM132 171V170H131ZM63 173H65V172H63ZM82 173H83V171H82ZM41 175H40V177H41ZM46 175V174H45ZM53 175H54V173H53ZM134 175V174H133ZM39 176V175H38ZM58 176V175H57ZM63 176V175H62ZM66 176V175H65ZM43 177V176H42ZM45 177V176H44ZM64 177V176H63ZM62 177V178H63ZM73 177H75V176H73ZM58 178V177H57ZM57 178H56V176H52V178H51V180L53 181V182H55L56 183V180H57ZM65 178H69V177H65ZM64 178V179H65ZM70 179H72L71 177H70ZM119 180H121V179H119ZM118 180V181H119ZM131 180V179H130ZM133 180V179H132ZM141 180V179H140ZM84 181H85V179H84ZM122 181V180H121ZM18 182H19V180H18ZM39 182L41 183L42 182V178H39ZM45 182V181H44ZM76 182V181H75ZM120 182V181H119ZM123 183V182H122ZM146 183V182H145ZM119 184V183H118ZM147 184V183H146ZM133 185V184H132ZM143 185V184H142ZM141 185V186H142ZM161 185V184H160ZM66 186H67V184H66ZM113 186V185H112ZM145 186V185H144ZM129 187V186H128ZM130 187H131V185H130ZM129 187V188H130ZM132 187H134V186H132ZM131 187V188H132ZM121 188H123V187H121ZM127 188V187H126ZM137 188V187H136ZM177 189H179V188H177ZM119 190V189H118ZM122 190V189H121ZM30 191V192H29ZM115 191H117L116 189H115ZM175 200V199H174ZM135 201V200H134ZM171 201V200H170ZM173 201V200H172ZM133 202V201H132ZM190 202V199L189 198H186V197H184V195H182L181 197H179L176 201H175V205L176 206H184V205H186L187 203H189ZM169 203V202H168ZM171 203V202H170ZM169 203V204H170ZM173 203V202H172ZM171 203V204H172ZM120 205H121V203H120ZM205 205V204H204ZM174 206V205H173ZM161 209H162V207H161ZM161 209H159V211L161 210ZM163 210V209H162ZM214 210H216V209H214ZM213 209H212V211H214ZM71 211V210H70ZM177 212V211H176ZM179 212H181V214H183V211L181 210V211H179ZM211 212V211H210ZM82 215V214H81ZM83 216V215H82ZM192 216V215H191ZM203 216V215H202ZM201 216V217H202ZM80 217V216H79ZM145 217H147V216H145ZM144 217V218H145ZM83 218V217H82ZM84 218H86V217H84ZM91 218V217H90ZM89 218V219H90ZM150 218V217H149ZM153 218V217H152ZM204 218V217H203ZM76 219H78V217L76 218ZM87 219V218H86ZM208 219V218H207ZM218 219V218H217ZM79 220V219H78ZM145 220V219H144ZM151 220V219H150ZM149 220V221H150ZM193 220V219H192ZM15 221H18V223H20V224H18V226L17 225H15ZM86 221V220H85ZM88 221V220H87ZM116 220H114V222H115ZM203 221V220H202ZM92 222V221H91ZM107 222V221H106ZM195 222V221H194ZM204 222V221H203ZM89 223V222H88ZM149 223V222H148ZM75 226H76V224H74ZM82 224L80 223V226H81ZM88 225V224H87ZM106 225V224H105ZM104 225V226H105ZM103 226V227H104ZM153 226V225H152ZM199 226V225H198ZM82 227V226H81ZM84 227V226H83ZM86 227H89V226H86L85 225V227L84 228H86ZM93 227V226H92ZM91 227V228H92ZM98 227H100V225H98ZM102 227V226H101ZM156 227V226H155ZM183 227V226H182ZM182 227L180 228V231L182 230ZM80 228V227H79ZM105 228V227H104ZM139 228V227H138ZM67 229V228H66ZM98 229V228H97ZM106 229H107V227H106ZM156 229V228H155ZM12 230V229H11ZM108 230V229H107ZM110 230V229H109ZM162 230V229H161ZM199 230V229H198ZM157 231H159V230H157ZM60 232V231H59ZM163 232V231H162ZM193 232H195V231H193ZM37 233V232H36ZM40 233V232H39ZM65 233H66V231H65ZM161 233V232H160ZM166 233V232H165ZM184 233H186V229L184 230V231H181L179 234H177V235H174L175 236V239L174 240H171L172 239V235L168 238V237H165L164 238V240L163 241H165L166 239V241H170L171 243H170V245H168V249H169V247H171L170 248V254H171V256H173V259H176L177 258V256H178V248L179 247H176L178 244H181L182 242H183V237H184ZM196 233V232H195ZM7 234V233H6ZM60 235H62L63 233H59ZM156 234V233H155ZM10 235V234H9ZM138 235H139V232H138ZM153 235V234H152ZM170 235V234H169ZM32 236V235H31ZM72 236V235H71ZM99 236H100V234H99ZM110 236V235H109ZM155 236V235H154ZM154 236H152L153 238H154ZM188 236V235H187ZM5 237V236H4ZM93 237V236H92ZM136 237V236H135ZM6 238V237H5ZM123 238V237H122ZM142 237H140V239H141ZM159 238V237H158ZM158 238H155V239H158ZM127 239V238H126ZM134 239H137V238H134ZM133 239V240H134ZM6 240V239H5ZM39 240V239H38ZM84 240H86V238L84 239ZM146 240V239H145ZM144 240V242H146ZM60 240H58L57 242H59ZM62 241H64V239L62 240ZM113 241V240H112ZM111 241V242H112ZM124 241V240H123ZM141 241V240H140ZM160 241V240H159ZM158 240H157V242H159ZM163 241H160V243L161 242H163ZM165 241V242H166ZM226 241H228V240H226ZM6 242H7V240H6ZM5 242V243H6ZM11 242V241H10ZM61 242V241H60ZM110 242V243H111ZM126 242H128L127 240H125V243ZM144 242H142V243H144ZM212 242V241H211ZM15 243V242H14ZM55 243V242H54ZM109 243V242H108ZM109 243V244H110ZM113 243V242H112ZM193 243V242H192ZM50 244H52V243H50ZM56 244H58V243H56ZM61 244V243H60ZM100 244V243H99ZM108 244V245H109ZM131 244H132V241H131ZM163 244H165V245H167L166 243H163ZM55 245V244H54ZM62 245V244H61ZM60 245V246H61ZM144 245V244H143ZM165 245H163V246H165ZM193 245V244H192ZM222 245V244H221ZM162 246V245H161ZM54 247V246H53ZM99 247V246H98ZM199 247V246H198ZM197 247V248H198ZM261 247V246H260ZM260 247H258V249L256 248V249H254V251L252 252V253H248V257L249 258H251V257H253V256H257L258 254H261L262 253V247L260 248ZM9 248V247H8ZM97 248V247H96ZM142 248H144V247H142ZM161 248V247H160ZM166 248V247H165ZM61 249V248H60ZM68 249H69V247H68ZM88 249V248H87ZM94 249V248H93ZM122 249V248H121ZM137 249H139V246H137ZM137 249H135V251L137 250ZM202 250L204 249V248H201ZM201 249H198V251H201ZM4 250H6V249H4ZM59 250V249H58ZM62 250V249H61ZM94 250H96L97 251V249H94ZM123 250V249H122ZM139 250H141V249H139ZM243 250V249H242ZM251 250V249H250ZM1 251V250H0ZM56 251V250H55ZM149 251H151L152 252V249L151 250H149ZM185 251V250H184ZM209 251V250H208ZM264 251V250H263ZM4 252H6V251H4ZM59 252V251H58ZM110 252V251H109ZM122 252V251H121ZM197 252V251H196ZM202 252H205V251H202ZM250 252V251H249ZM110 253H112V252H110ZM141 253V252H140ZM198 253V252H197ZM246 253V252H245ZM5 254H9V253H2V252H0V259L1 258H3L4 257V255ZM68 254V253H67ZM204 254V253H203ZM202 254V255H203ZM206 254V253H205ZM54 256H55V254H53ZM73 255V254H72ZM110 255V254H109ZM119 255V254H118ZM121 255V254H120ZM161 255V254H160ZM168 255V254H167ZM207 255V254H206ZM51 255H49V257H50ZM58 256V255H57ZM98 256V255H97ZM141 256V254L139 255V254H137V253H135L134 254V256H133V260L134 261H136L137 263H142V260L145 262V260H147L148 261V258L147 257H145V258H147V259H144V258H142V257H140ZM147 256H148V254H147ZM260 256H262V255H260ZM35 257V256H34ZM39 257V256H38ZM52 257V256H51ZM66 257H67V255H66ZM110 257V256H109ZM119 257V256H118ZM162 257H163V254L159 257V262H157L156 264H164L165 262H163L162 263ZM203 257V256H202ZM201 257V258H202ZM217 257V256H216ZM227 257V256H226ZM259 257V256H258ZM53 258V257H52ZM55 258H56V256H55ZM58 258V257H57ZM56 258V259H57ZM166 258V257H165ZM164 258V260H168V258H169V255H168V258L167 259H165ZM198 258V257H197ZM233 258V257H232ZM67 259H68V257H67ZM94 259V258H93ZM142 259V260H141ZM200 259V258H199ZM203 259V258H202ZM209 259V258H208ZM62 260V259H61ZM65 260V259H64ZM91 260H92V258H91ZM187 260V259H186ZM191 260H193V259H191ZM203 260H206V259H203ZM227 260L228 261H230L229 260V258H227ZM20 261H21V259H20ZM56 261V260H55ZM155 261V260H154ZM176 261V260H175ZM28 262V261H27ZM128 262H129V260H126V263L125 264H128ZM130 262H131V260H130ZM199 262H202V261H199ZM254 262V261H253ZM32 263H34V262H32ZM45 264L44 263V260H41V262H38V264ZM154 263V262H153ZM214 263V262H213ZM212 263V264H213ZM27 264V263H26ZM30 264V263H29ZM47 264V263H46ZM48 264H51V263H48ZM105 264V263H104ZM119 264V263H118ZM145 264V263H144ZM173 264V263H172ZM211 264V263H210Z\"/></svg>","mask_w":264,"mask_h":264}]
</instances>
